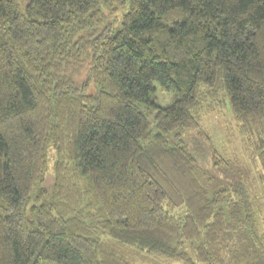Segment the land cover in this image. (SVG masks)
Returning <instances> with one entry per match:
<instances>
[{"label": "trees", "instance_id": "trees-1", "mask_svg": "<svg viewBox=\"0 0 264 264\" xmlns=\"http://www.w3.org/2000/svg\"><path fill=\"white\" fill-rule=\"evenodd\" d=\"M225 106L264 185V0H0V264H264Z\"/></svg>", "mask_w": 264, "mask_h": 264}, {"label": "rangeland", "instance_id": "rangeland-1", "mask_svg": "<svg viewBox=\"0 0 264 264\" xmlns=\"http://www.w3.org/2000/svg\"><path fill=\"white\" fill-rule=\"evenodd\" d=\"M156 89L154 98L162 106L173 102L176 97L174 91H168L155 83ZM202 135L209 136V148L211 155L216 153L223 157L231 158L230 165L226 166L231 175L227 177L226 169L216 165L202 166V182L212 187H222L239 180L242 174V182L249 195L248 200L250 209L256 219V228L258 231H264V185L260 179L262 163L260 158L247 149L239 131V126L234 119L230 107H224L219 112L209 113L202 119ZM193 149V148H192ZM197 157V152L193 149ZM197 153V154H196ZM199 161V160H198ZM200 163V162H199ZM246 173L243 175V172ZM40 264H58L54 261H42ZM149 264V263H139ZM175 264H182L176 262Z\"/></svg>", "mask_w": 264, "mask_h": 264}]
</instances>
